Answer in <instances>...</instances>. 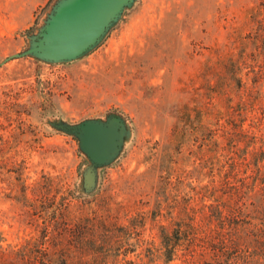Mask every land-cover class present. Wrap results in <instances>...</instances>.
I'll list each match as a JSON object with an SVG mask.
<instances>
[{"label": "rangeland", "instance_id": "obj_1", "mask_svg": "<svg viewBox=\"0 0 264 264\" xmlns=\"http://www.w3.org/2000/svg\"><path fill=\"white\" fill-rule=\"evenodd\" d=\"M57 1L0 0V264H186L163 243L217 180L211 141L242 93L229 60L246 89L264 49L259 0H132L76 58L10 57ZM88 120L122 126L101 165L60 127Z\"/></svg>", "mask_w": 264, "mask_h": 264}, {"label": "trees", "instance_id": "obj_2", "mask_svg": "<svg viewBox=\"0 0 264 264\" xmlns=\"http://www.w3.org/2000/svg\"><path fill=\"white\" fill-rule=\"evenodd\" d=\"M254 22V35L264 43V0H259ZM253 50L254 69L246 89L239 77L241 62L229 60L242 93L223 113L231 125L229 130L219 128L224 140L211 141L212 151H225L211 163L217 165V180L205 185L199 222L192 223V214L184 229L174 228L175 241L163 243L169 246L167 261L182 255L186 264H264V49Z\"/></svg>", "mask_w": 264, "mask_h": 264}, {"label": "water", "instance_id": "obj_3", "mask_svg": "<svg viewBox=\"0 0 264 264\" xmlns=\"http://www.w3.org/2000/svg\"><path fill=\"white\" fill-rule=\"evenodd\" d=\"M132 0H58L30 47L10 57L32 54L47 62L76 58L91 49ZM76 135L91 163L107 162L122 139L117 120H88L76 126L60 125Z\"/></svg>", "mask_w": 264, "mask_h": 264}]
</instances>
